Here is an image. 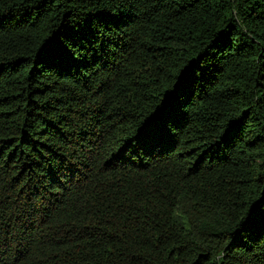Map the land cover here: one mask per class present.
I'll return each mask as SVG.
<instances>
[{
    "label": "trees",
    "instance_id": "obj_1",
    "mask_svg": "<svg viewBox=\"0 0 264 264\" xmlns=\"http://www.w3.org/2000/svg\"><path fill=\"white\" fill-rule=\"evenodd\" d=\"M0 264H264V0H0Z\"/></svg>",
    "mask_w": 264,
    "mask_h": 264
}]
</instances>
